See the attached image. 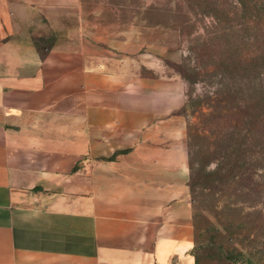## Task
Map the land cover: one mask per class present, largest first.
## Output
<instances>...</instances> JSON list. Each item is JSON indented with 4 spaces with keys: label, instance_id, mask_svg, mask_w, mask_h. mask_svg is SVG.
<instances>
[{
    "label": "crops",
    "instance_id": "obj_1",
    "mask_svg": "<svg viewBox=\"0 0 264 264\" xmlns=\"http://www.w3.org/2000/svg\"><path fill=\"white\" fill-rule=\"evenodd\" d=\"M152 53L91 0H0V264H196L185 84Z\"/></svg>",
    "mask_w": 264,
    "mask_h": 264
},
{
    "label": "rangeland",
    "instance_id": "obj_2",
    "mask_svg": "<svg viewBox=\"0 0 264 264\" xmlns=\"http://www.w3.org/2000/svg\"><path fill=\"white\" fill-rule=\"evenodd\" d=\"M91 2L105 6L113 31L137 29L144 32L146 44L155 40V77L185 84L174 127L185 133L200 264H225V252L234 253V243L244 250L240 260H248L254 244L261 242L264 249V154L262 161L251 160L264 148V108L255 106L258 100L264 105V99L256 98L264 95V9L255 20L253 0ZM232 53L243 62L230 74L233 66L224 62ZM255 57L259 67L253 70ZM254 75H260L256 84ZM233 137H238L237 145ZM191 139L196 142L194 152ZM235 147L239 164L229 163L216 172L215 157ZM246 158L248 165L243 166ZM255 164L261 168L258 177L252 174Z\"/></svg>",
    "mask_w": 264,
    "mask_h": 264
},
{
    "label": "trees",
    "instance_id": "obj_3",
    "mask_svg": "<svg viewBox=\"0 0 264 264\" xmlns=\"http://www.w3.org/2000/svg\"><path fill=\"white\" fill-rule=\"evenodd\" d=\"M253 1H254V4L252 6V10L254 12L253 18L255 20H259L262 17L261 16V11L264 9V0H253ZM52 41L53 40L51 38L45 39L44 40V44H45L44 47H47L49 49L51 47V45H52ZM40 49H41V52L44 53V49L43 50H42V48H40ZM225 58H226L225 62H224L225 65L228 64V66H229V64H230L231 66H233L229 70L230 74H232V72H233L232 69L236 68L238 63L240 64V63L243 62L242 61L243 58L240 57L239 60H237V56L234 53L229 54ZM254 60L257 61V63L255 61L251 60L252 63L250 64V68L253 69V70L255 68L259 67V64H258L259 59L255 57ZM262 60H264V59H262ZM247 68H248V65L245 66V69H247ZM259 79H260V75H254L253 80L252 79L251 80H252V82H254L256 84ZM256 98L257 99H260V98L264 99V95H256ZM262 102L263 101H259L258 100L257 103H255V106H256L257 110H260V111L262 110L263 111L264 105H263V107L261 106ZM187 106H188V104L185 105V108ZM242 134L243 133H241V132L238 133L239 136L240 135L243 136ZM192 135L193 134H191V137H192ZM244 135H245L244 137H246V138L249 137V134H247V133H245ZM193 138H194V135H193ZM231 140L233 141L234 145H237L238 137H233V138H231ZM191 146L193 147V149H191V152H194V150H196V142H194V141L192 142V139H191ZM236 151H237V147H235L233 149H229L224 154H222V156L220 155V156H216L215 157L216 163H217L216 167H215L216 168V172L220 173L223 170L224 167H227V164H229V163L230 164H234V165L239 164L238 163L239 162V157H238V155L235 154ZM263 154H264V148H260V150L255 151V154H253V157H251V160H253V158H255V160L259 159V161L260 160L262 161L261 157L263 156ZM244 161H243V166L248 165L247 158ZM190 166H191V168L193 167L192 163H191ZM253 167H254V170L252 171L253 176L254 177L255 176H257V177L260 176L259 175V171H260L261 168H260L259 164H255ZM195 226H196V231H197L196 232V239L197 240H196V245H195V247L192 250V253L195 256L196 264H200V259H199V247L200 246H199V243H198V229H197L196 222H195ZM258 240H259V237L256 238V241H258ZM260 244H261V242H258L256 244H254L253 245V247H254L253 251H252V249H251V251H250V249L248 250V252L250 251L249 253L251 254V258H249L248 260H240L241 257L244 254V250L238 249L236 247V244L234 243V251L236 253L235 252L234 253L233 252H231V253L225 252L224 258L229 259V260H223V261H224L225 264H260V262H262L264 260H252V256H254L255 258L256 257H259V258L264 257V249L260 248Z\"/></svg>",
    "mask_w": 264,
    "mask_h": 264
}]
</instances>
